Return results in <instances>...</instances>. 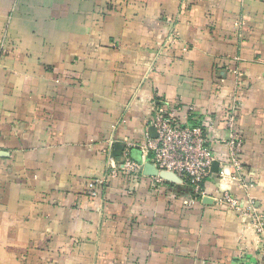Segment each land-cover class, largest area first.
Segmentation results:
<instances>
[{
  "label": "crops",
  "instance_id": "obj_1",
  "mask_svg": "<svg viewBox=\"0 0 264 264\" xmlns=\"http://www.w3.org/2000/svg\"><path fill=\"white\" fill-rule=\"evenodd\" d=\"M234 98L249 190L218 180ZM154 105L215 120L204 197L123 172ZM224 191L264 215V0H0V264H259Z\"/></svg>",
  "mask_w": 264,
  "mask_h": 264
},
{
  "label": "built area",
  "instance_id": "obj_2",
  "mask_svg": "<svg viewBox=\"0 0 264 264\" xmlns=\"http://www.w3.org/2000/svg\"><path fill=\"white\" fill-rule=\"evenodd\" d=\"M240 100L234 98L226 114V124L229 130V137L225 144L229 153V166L232 172L224 168L218 180H224L229 175L237 178L240 184L249 190L254 186V182L248 181L242 172L244 165L242 162L243 138L236 131L235 124L237 109ZM154 115L152 125L156 128L157 136L152 137L147 134L144 142L136 144L129 142L122 152V170L135 182L145 176L144 165L147 162L153 163L159 171L165 170L174 172L192 191L190 202L197 196L204 197L206 191L203 186L209 175H211V165L215 160L209 132L215 124L213 118H208L204 124L183 123L178 114L173 110H168L164 106L154 105ZM188 111H194L193 106L187 107ZM138 146L142 153L143 162L136 161L130 154V148ZM113 141H110L107 154L113 160ZM114 170L110 175L115 174ZM151 187L158 190L167 182L160 175L152 176ZM106 183V178L95 179L89 182V190L92 196L99 194V189ZM217 202L227 208L236 211L248 230L254 236V243L262 256L259 264H264V215L255 207L252 201L247 204L242 202L229 191H224ZM189 202V203H190Z\"/></svg>",
  "mask_w": 264,
  "mask_h": 264
},
{
  "label": "water",
  "instance_id": "obj_3",
  "mask_svg": "<svg viewBox=\"0 0 264 264\" xmlns=\"http://www.w3.org/2000/svg\"><path fill=\"white\" fill-rule=\"evenodd\" d=\"M150 131H151L153 137L157 136L156 128L154 126H152L150 128ZM117 147L122 148V145L117 144ZM119 154H122V153H119ZM144 174L150 175V176L160 175L162 178H164L168 182H172V183H182L183 182L182 179L177 174H175L174 172L165 171V170L159 171L158 168L151 162L145 163Z\"/></svg>",
  "mask_w": 264,
  "mask_h": 264
},
{
  "label": "trees",
  "instance_id": "obj_4",
  "mask_svg": "<svg viewBox=\"0 0 264 264\" xmlns=\"http://www.w3.org/2000/svg\"><path fill=\"white\" fill-rule=\"evenodd\" d=\"M192 191L190 190V192L189 193H191ZM198 197V196H197Z\"/></svg>",
  "mask_w": 264,
  "mask_h": 264
}]
</instances>
